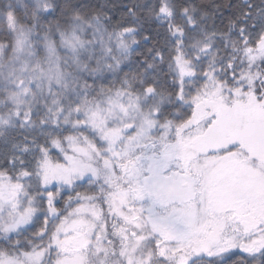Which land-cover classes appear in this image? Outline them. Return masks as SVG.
Here are the masks:
<instances>
[{"label": "snow or ice", "instance_id": "1", "mask_svg": "<svg viewBox=\"0 0 264 264\" xmlns=\"http://www.w3.org/2000/svg\"><path fill=\"white\" fill-rule=\"evenodd\" d=\"M0 264H264V0H0Z\"/></svg>", "mask_w": 264, "mask_h": 264}, {"label": "trees", "instance_id": "2", "mask_svg": "<svg viewBox=\"0 0 264 264\" xmlns=\"http://www.w3.org/2000/svg\"><path fill=\"white\" fill-rule=\"evenodd\" d=\"M86 2H91L93 4H96V3H100V4H103V3H106V2H110V3H113V4H116V5H121L123 3H127L128 0H86ZM196 3H208V2H211V0H195ZM227 2V0H215V3H225ZM232 3H235L236 0H231ZM227 14V13H226ZM139 39V38H138ZM150 46V45H149ZM143 49H137V52H140L142 51ZM125 71H128V69H125Z\"/></svg>", "mask_w": 264, "mask_h": 264}]
</instances>
